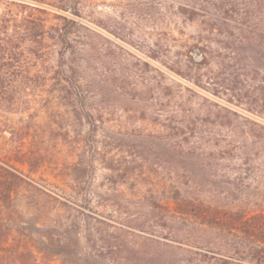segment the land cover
I'll list each match as a JSON object with an SVG mask.
<instances>
[{"label": "trees", "instance_id": "16d2710c", "mask_svg": "<svg viewBox=\"0 0 264 264\" xmlns=\"http://www.w3.org/2000/svg\"><path fill=\"white\" fill-rule=\"evenodd\" d=\"M53 1L57 141L76 156L77 186L91 165L108 192L97 195L104 218L88 227L90 258L67 251L59 264H264V0H178L192 43L176 59L156 44L134 61L89 26L108 32L82 16L81 0ZM11 5L0 15V138H9L0 148V256L36 264L12 205L27 176L11 161L33 170L43 153L22 149L28 134L6 115L26 110V90L12 82L25 78L26 52L42 57L49 27L45 9ZM72 243L57 226V244Z\"/></svg>", "mask_w": 264, "mask_h": 264}, {"label": "rangeland", "instance_id": "374dc122", "mask_svg": "<svg viewBox=\"0 0 264 264\" xmlns=\"http://www.w3.org/2000/svg\"><path fill=\"white\" fill-rule=\"evenodd\" d=\"M81 1L82 16L92 23H104L108 32L94 24L89 26L116 44L121 56L129 61L150 55V50L155 49L156 44L163 45L165 54L176 59L192 43L190 24L177 11L178 0ZM11 2L45 9L46 26L49 27L41 46L42 57L34 59L26 52L28 63L25 78H16L12 82L26 90V110L22 114L6 115L12 124L24 127L28 134L22 149L32 151L38 148L43 153L40 164L33 170H29L25 164L11 161L16 169L27 176L28 183L12 197V205L17 212L14 223L28 230L27 244L33 251L36 264H59L67 258V251L75 253L80 260H86L90 258L88 227L94 223L93 217L101 220L103 213L106 214L97 204V195H104L107 191L99 188L105 184L104 173H96L91 165L86 170L85 183L77 186L73 172L76 156L60 140L57 141V135L64 133L59 128L60 118L57 115V111L60 115L63 113L62 107L57 104V40L54 32L59 26V21L54 18L57 11L49 6L53 0H0V15L13 9ZM118 26H123L124 32L119 33L115 29ZM28 45L22 44V49H28ZM147 61L152 66L157 64L153 60ZM165 73L167 78L189 85L173 74ZM121 96V99L126 98L125 95ZM84 131L85 128L81 134ZM8 139L7 135H2L0 148L8 147ZM75 139L76 129L73 128L69 131V140ZM94 172L96 177H93ZM74 223L76 229L73 228ZM57 226L65 237L73 232L75 243H72V249L64 246L66 243L57 244ZM10 259L7 253L2 255L0 264H11Z\"/></svg>", "mask_w": 264, "mask_h": 264}]
</instances>
